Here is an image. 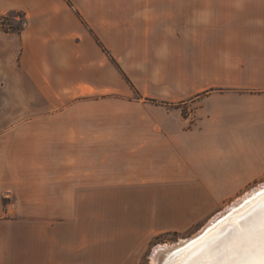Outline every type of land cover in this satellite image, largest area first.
<instances>
[{
	"label": "crops",
	"instance_id": "crops-1",
	"mask_svg": "<svg viewBox=\"0 0 264 264\" xmlns=\"http://www.w3.org/2000/svg\"><path fill=\"white\" fill-rule=\"evenodd\" d=\"M14 11L0 108L23 104L0 130V264L135 256L264 176V0H0ZM172 30L206 82L186 97L130 88L132 48L168 46L136 34Z\"/></svg>",
	"mask_w": 264,
	"mask_h": 264
},
{
	"label": "rangeland",
	"instance_id": "rangeland-1",
	"mask_svg": "<svg viewBox=\"0 0 264 264\" xmlns=\"http://www.w3.org/2000/svg\"><path fill=\"white\" fill-rule=\"evenodd\" d=\"M24 21V15L21 12L14 11L8 14V17L4 23L6 26L7 24H9L12 28H16L22 25ZM148 34H151V37L148 38H151L153 40H167L168 46H165V48H153L152 55H149L148 52L145 53L146 50L142 48H132V50L130 49L131 51H133V56L127 58L125 64L126 68L130 70L134 81L137 84L136 85L131 80H129L130 88L136 89L137 87H139L144 89H157L161 88L162 86H165L168 87L170 93L174 94V96H176L175 94L179 93L182 94L183 97H186L187 94L192 93L194 90L198 89V86L206 82L205 80L199 78L200 73H202L205 68L203 67V65L200 64L199 61L198 63L193 62L194 58H192V56L190 55V49H188L186 46H181V43L177 42L176 32L174 30L168 32L155 33L138 32L136 34V39H145L147 38ZM116 50L123 52L127 49L119 48ZM118 66L119 69H122L120 68L119 64ZM195 73H197V75H194ZM10 76H12V73H10ZM14 86L15 85H12V87ZM206 92H208V90L203 91L202 94H205ZM8 98L10 104L8 111H1L0 108V130H2V121L11 120L15 118L17 114L16 104L18 102L23 104V97L10 95ZM26 99L27 97H25L26 103H32V101ZM263 184L264 176L248 185L245 191L240 192L236 195V198L228 200V202H226L221 209H219L213 214H210L207 218L205 217L201 219L196 224L192 225L190 228L184 231L163 232L153 237L152 239L146 241L143 247L137 245V254L135 256L128 257L126 255H120L117 258L112 254L106 252V254H104L105 264H109L112 261L113 263H116L118 260L119 261L117 262V264H151L150 255L156 246L163 244L172 245L183 239H189L190 241V239L194 238L196 235L201 234L204 231L203 228H205L206 225L214 217L224 212L227 207H229L234 201L244 196V194L249 192V195H253L252 197L256 198V195L264 193ZM261 185L263 186L261 189H259ZM255 188H258L259 190L258 192L253 193L252 191L255 190ZM105 211L106 217H112V215L115 213L114 212L112 214V212L115 211V209L112 208H106ZM224 213L225 217L230 214H226V212ZM112 225V223H106L104 229L105 231H107V233H109L108 231L113 230ZM105 239L108 240H104L103 244L105 245V247H107L109 245L108 242H110V237L105 236ZM181 252L179 249V252L177 253L179 254ZM173 256L174 254H171V252L167 253L166 255H162L159 259V264H173V262H177L178 260H176V258L173 259Z\"/></svg>",
	"mask_w": 264,
	"mask_h": 264
},
{
	"label": "bare ground",
	"instance_id": "bare-ground-1",
	"mask_svg": "<svg viewBox=\"0 0 264 264\" xmlns=\"http://www.w3.org/2000/svg\"><path fill=\"white\" fill-rule=\"evenodd\" d=\"M264 185V184H263ZM261 185L259 187V189L262 188ZM258 188H255V190H253V193L258 192L259 190ZM260 192V191H259ZM251 194V193H250ZM261 194L256 195L257 197L254 198L251 195H249V192L244 194V196H242L241 198H239L238 200L234 201L229 207L226 208V210L224 212L230 213L229 215H227L226 217L224 216V212H222L220 215L214 217L207 225L204 229V231L201 233L203 234L207 229H209L213 223L217 222L218 223L213 226L211 229H209L208 231H206L203 236H215L217 237L218 235H221L222 232H224V235L221 236L220 238H218V241L223 243V242H227L233 239V237L235 236V226L233 227H228L229 222L235 224L234 222L236 221H240L241 218L237 219L239 217V215L243 212H245L246 214H244L242 217H248L249 213L253 212V207H254V202H258L261 198ZM250 196V198H249ZM229 211V212H228ZM253 219L258 218L256 213H253L252 216ZM244 221H241V224L243 226ZM231 225V224H230ZM229 225V226H230ZM232 226V225H231ZM226 232V233H225ZM200 234V235H201ZM201 238L196 241L193 242L192 244L189 243L191 241H189V239L185 240H180L175 244H163V245H158L156 246L151 255H150V260H151V264H159V259L161 258L162 255H166L167 253L171 254L173 253V259L176 258V260H178L177 262L175 261V263L173 262V264H208L209 260H212L213 257L208 256L207 254H202L201 251H199L196 255H194L193 257L189 258L186 260V258L192 253V252H197L199 247V242L201 240ZM181 253H177L179 252ZM244 259V257L242 255L239 256H231V255H218L215 257V264H222V262L224 261H228L229 264H231L232 261H238V260H242ZM166 262V261H165ZM172 263V262H171Z\"/></svg>",
	"mask_w": 264,
	"mask_h": 264
},
{
	"label": "snow or ice",
	"instance_id": "snow-or-ice-1",
	"mask_svg": "<svg viewBox=\"0 0 264 264\" xmlns=\"http://www.w3.org/2000/svg\"><path fill=\"white\" fill-rule=\"evenodd\" d=\"M253 213L258 218L253 219ZM241 221H244L243 226ZM235 223V236L227 242H219L217 237L209 235L201 238L198 247L202 254L213 257L208 264H215L218 255H242L244 259L231 264H264V193L258 202H254L253 212L241 217ZM222 264H229L228 261Z\"/></svg>",
	"mask_w": 264,
	"mask_h": 264
},
{
	"label": "trees",
	"instance_id": "trees-1",
	"mask_svg": "<svg viewBox=\"0 0 264 264\" xmlns=\"http://www.w3.org/2000/svg\"><path fill=\"white\" fill-rule=\"evenodd\" d=\"M9 13H6L5 15L0 16V30L6 33H20L24 26H25V21L23 22L22 25H20L19 27L16 28H12L9 24H7V26L5 25V20L7 19ZM25 20V17H24ZM94 35V34H93ZM95 41L97 42V44L105 51L107 52L106 48L102 45V43L100 42V40L94 35ZM111 61H113V63L115 64V66L119 69L118 64L116 63V61L111 57ZM122 75L125 77L126 81L129 83L128 78L125 76V74L123 73V71L121 70Z\"/></svg>",
	"mask_w": 264,
	"mask_h": 264
},
{
	"label": "water",
	"instance_id": "water-1",
	"mask_svg": "<svg viewBox=\"0 0 264 264\" xmlns=\"http://www.w3.org/2000/svg\"><path fill=\"white\" fill-rule=\"evenodd\" d=\"M246 211H247V209H246ZM246 211H245V212H246ZM245 212L241 213L237 219L241 218L244 214H246ZM244 217H245V216H244ZM217 223H218V221L215 222V223H213L212 226H211L209 229H211V228H212L213 226H215ZM230 224H231L232 226H231ZM229 225H230V226H229ZM233 226H235V224L229 222L228 227H233ZM209 229H207L206 231H208ZM206 231H205V232H206ZM205 232H204V233H205ZM204 233H203V234H204ZM225 233H226V232H225ZM203 234H201V235H200V234L196 235L194 238L191 239V241H190L189 243L192 244L193 242L198 241V240L203 236ZM223 235H224V232H222L221 235H218V236H217V239L220 238V237L223 236ZM199 251H200V248L198 249L197 252H192V253L186 258V260L189 259V258H191V257H193L194 255H196Z\"/></svg>",
	"mask_w": 264,
	"mask_h": 264
},
{
	"label": "built area",
	"instance_id": "built-area-1",
	"mask_svg": "<svg viewBox=\"0 0 264 264\" xmlns=\"http://www.w3.org/2000/svg\"><path fill=\"white\" fill-rule=\"evenodd\" d=\"M6 205H7L6 210H11V208H14V206H15V204L13 202H9Z\"/></svg>",
	"mask_w": 264,
	"mask_h": 264
}]
</instances>
